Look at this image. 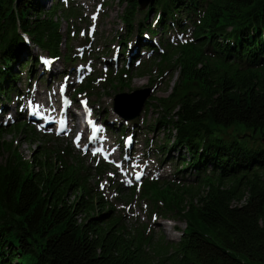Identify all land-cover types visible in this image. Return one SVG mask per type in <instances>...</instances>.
Returning a JSON list of instances; mask_svg holds the SVG:
<instances>
[{
  "label": "trees",
  "instance_id": "1",
  "mask_svg": "<svg viewBox=\"0 0 264 264\" xmlns=\"http://www.w3.org/2000/svg\"><path fill=\"white\" fill-rule=\"evenodd\" d=\"M120 1L132 10L122 16L125 38L141 37L138 44L159 57V74L177 71L168 95L151 97L145 111L159 109L157 122L167 130L156 150L179 152L175 177L194 167L199 189L146 179L139 193L154 211L184 222L179 239L155 240L145 224L127 228L94 187L107 164L86 165L62 143L26 156L13 139L0 142V264H264V0H151L141 11L136 0ZM46 2L0 0L1 111L18 90L20 67L29 60L30 78L39 63L33 47L59 56L67 40L57 16L61 0ZM187 26L192 40L165 53L142 40L143 32ZM120 70L106 81L114 90L128 87V69ZM26 126L0 125V137L10 130L34 141L38 132Z\"/></svg>",
  "mask_w": 264,
  "mask_h": 264
},
{
  "label": "rangeland",
  "instance_id": "2",
  "mask_svg": "<svg viewBox=\"0 0 264 264\" xmlns=\"http://www.w3.org/2000/svg\"><path fill=\"white\" fill-rule=\"evenodd\" d=\"M49 1L47 0L46 7L49 5ZM99 6L98 22L95 24L94 31H90L89 23L92 21L88 13L97 9ZM126 10L128 12H125ZM131 11V8H127V3L125 1L121 3L120 0L64 1L57 12V16L61 21L60 32L65 37L72 36L71 39L66 41L67 44L65 42L62 44L61 55L55 59L47 56L45 52L33 49L34 52L40 54L42 60L44 58L47 59V57L51 60L48 64L42 62L41 67L34 65L32 68V79L30 81L27 79L25 72L29 60L25 66L20 67L18 71L23 70V74L20 81L17 82L19 90L17 101L10 105V114L3 115L0 113V123H10L14 117L20 122L24 117L28 119L25 123L28 124L26 130H29L33 124V118L38 117V113L44 110L43 107H47V104H60L59 94L61 93L60 88L62 86L66 87V93L74 105H81L82 101L87 99L88 105L92 107L97 120L101 121V123L109 124V131L107 133L109 140L107 144H111L113 149L108 168L111 171L110 173H114V175L110 176L108 173V177H102L103 179L101 178L99 187L97 185L96 189L109 204L113 205L115 210L124 216V221L128 229L132 230L136 224H147V229L149 232L151 230L153 231L152 235L155 237V240L162 235L168 241H177L181 233L180 230L184 227V222L170 220L169 218L171 216H164L152 211L149 200L139 195L138 188L133 195H130V186L125 185L129 179H126L124 172H120L121 167L125 168V170H134L145 165V174L141 180L151 176L159 179L163 183L172 181V179L177 182V179H179L178 182H180V185H187L193 192L199 189L198 184L195 182L194 167H187L175 177L176 170H179L182 164L179 158L181 156L179 152L174 148L166 153L156 150V146L162 144L167 135L166 128H162V125L157 122L160 116L159 109L152 106L147 111L143 109L141 114L128 124V130L125 133L118 126L119 120L122 118L112 110V99L118 92L110 84H106V79L112 71L118 70L125 63L124 59H120V50L125 46L120 44V41H126V44L130 46L135 44L139 45L137 33L133 37L128 38V40L124 39L127 33V27L122 20V16L125 13L130 16ZM70 12H76V14L72 15ZM153 16L154 12H149V24L153 23ZM141 17L142 14L138 13V20ZM174 28L165 29L160 35H156L164 50L167 46L178 47L174 44L164 46L167 42V36L170 34L168 31H173ZM180 29H183V27ZM71 32L73 35H71ZM82 32L85 34L81 35ZM171 35H176V33H171ZM142 39H147L143 36V33ZM144 49L146 48L144 47ZM65 54L69 58L73 57V60L65 63ZM140 56L142 64L151 65L147 69L140 71L138 67L141 64L136 66L133 63H127V68L129 69V75L126 77L128 87L123 91L151 86L154 88L152 96L163 97L168 95L174 80L177 78V71H173L171 66L170 69L163 71L161 73L162 75H158V67L156 64L158 58L155 57L150 60L148 53H141ZM72 62L73 64L69 65ZM170 63L172 64V60H170ZM163 64L165 65L166 62ZM77 67L81 68L85 75L81 83L77 82V79L79 80V77H77ZM87 69L91 70L88 72ZM172 71L173 74L171 75ZM88 78L96 79L95 85L99 93H95V96L84 93L76 94L73 91L74 88L80 87ZM41 97L44 99L43 101L36 100ZM149 100L151 102L155 101L151 97H149ZM28 101L33 103L32 118H28ZM17 110L23 113L22 118H19L17 115ZM69 111H72V109ZM75 112H78V110ZM35 129L38 133L34 141L27 140V132L17 135L15 132L10 134V130H7L0 137V142H8L15 139L19 150L25 155H30L44 145L62 143L68 145L73 154L81 153L86 165H95L96 162L95 159H92L90 149L87 151L83 150L85 137L80 139V147H77L73 140L74 136H77L79 133L78 127H73L68 133H63L60 136L49 133L48 130H38V126ZM127 135L131 136V143L125 139ZM95 156L99 158L98 154ZM184 156L188 158V155ZM117 161L121 162V167L116 166L115 162ZM131 181L134 183L133 180ZM101 184H104L103 188L100 187ZM135 184L138 186L139 182ZM117 185L120 187L119 190L116 189Z\"/></svg>",
  "mask_w": 264,
  "mask_h": 264
},
{
  "label": "water",
  "instance_id": "3",
  "mask_svg": "<svg viewBox=\"0 0 264 264\" xmlns=\"http://www.w3.org/2000/svg\"><path fill=\"white\" fill-rule=\"evenodd\" d=\"M149 1L150 0H137L140 6L139 8L144 9L149 3ZM151 91H152L151 88H144L130 92L131 94L130 93L117 94L114 97V110L118 112L125 119L136 117L140 113L144 105V102L146 98L150 95ZM260 142L264 147V135L260 137Z\"/></svg>",
  "mask_w": 264,
  "mask_h": 264
},
{
  "label": "snow or ice",
  "instance_id": "4",
  "mask_svg": "<svg viewBox=\"0 0 264 264\" xmlns=\"http://www.w3.org/2000/svg\"><path fill=\"white\" fill-rule=\"evenodd\" d=\"M95 19H96V15H93V16H92V20L95 21ZM94 29H95V24L93 23V25H92L90 31H94ZM84 34H85L84 32L81 33V35H84ZM82 103L84 104L85 108H87V103H86V101H82ZM89 123L92 124V121H89ZM96 130H97V129L95 128V125H93V136L89 137V140H93V139H95V132H96ZM60 131L62 132V131H64V129L61 128ZM58 134H59V133H58ZM80 139H81V137H80V135L78 134V135L76 136V138H75V141H74V142L76 143L77 147H80V143H79V142H80ZM128 142L131 143V138H129V141H128ZM84 149L87 150V149H88V145H84ZM99 151H101V149H95V150H93L92 155L95 156L96 153L99 152ZM142 174H143L142 172L137 173V175H136V180H137V181L140 180ZM109 175H110V176H113L114 173H109ZM105 183H106V182H105ZM127 183L131 184L132 181L129 180V181H127ZM100 187L103 188V187H104V184H101Z\"/></svg>",
  "mask_w": 264,
  "mask_h": 264
},
{
  "label": "bare ground",
  "instance_id": "5",
  "mask_svg": "<svg viewBox=\"0 0 264 264\" xmlns=\"http://www.w3.org/2000/svg\"><path fill=\"white\" fill-rule=\"evenodd\" d=\"M28 46V45H27ZM33 49H38V50H40V51H45V50H41V49H39V48H37V47H33ZM32 49V50H33ZM31 52V50L29 49V53ZM22 53H26V55L24 56V58L25 59H23V60H26V58H28V52L27 51H22ZM21 53V54H22ZM262 135H264V134H260V136H259V138L262 136Z\"/></svg>",
  "mask_w": 264,
  "mask_h": 264
}]
</instances>
